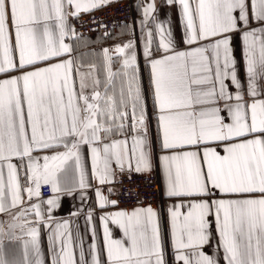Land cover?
I'll list each match as a JSON object with an SVG mask.
<instances>
[{
	"label": "snow or ice",
	"instance_id": "1",
	"mask_svg": "<svg viewBox=\"0 0 264 264\" xmlns=\"http://www.w3.org/2000/svg\"><path fill=\"white\" fill-rule=\"evenodd\" d=\"M112 2L0 0V213L11 216L7 234L23 240L24 247L22 261L5 258V221H0V264H44L39 226L52 228L50 213L59 207V197L24 206V195L29 201L40 197L42 184L60 192L61 173L65 183L71 179L81 190L93 187L86 178L83 145H92L93 176L103 186L116 183L117 170L121 175L150 172L156 140L163 153L158 159L167 178L166 195L187 201L169 208L176 259L220 264L221 257L203 251L214 218L216 251L222 247L226 264H264V0H167L181 6L185 50L177 49L171 28L156 21L155 0L146 2L141 25L155 22L159 37L153 49V29L144 33L147 88L129 39L103 50L108 74L102 95L96 90L101 81L93 75L95 65L82 70L73 44L65 41L80 39L69 16ZM252 22L261 26L251 28ZM234 33L243 38L246 86L233 54ZM114 57L121 63L119 73L111 71ZM114 75L123 77L118 99L109 93ZM60 147L65 150H56ZM38 151L53 154L34 155ZM70 160L78 172L72 178ZM66 191L71 195L73 189ZM86 195L82 192L81 199ZM95 195L101 208L118 203L102 187L95 188ZM42 204L48 205L47 217ZM101 219L107 264H166L160 218L153 208ZM87 220H92L91 211ZM110 220L126 240L110 238ZM68 224L56 222L48 237L52 264H77ZM30 246L35 260L28 258ZM90 249L91 264H101L96 245ZM79 264H86L83 247Z\"/></svg>",
	"mask_w": 264,
	"mask_h": 264
},
{
	"label": "crops",
	"instance_id": "2",
	"mask_svg": "<svg viewBox=\"0 0 264 264\" xmlns=\"http://www.w3.org/2000/svg\"><path fill=\"white\" fill-rule=\"evenodd\" d=\"M118 0H113V2ZM137 15H135V20L129 25H124L114 31L111 32V35H101V34H94V35H80V39H66V43L73 44L75 49L74 55L80 59L85 66L82 70H86L88 65H95L93 69V75L95 78L101 81L99 87L96 88L97 91H100L103 95L104 93V83L107 78L108 69L105 64V60L103 57V50L104 49H112L118 43H126L129 39L133 40L136 46V50L138 53V59L140 64V78L141 81L144 83L145 87L147 88L148 83V76H149V68L147 66L146 60L143 56V48L145 44L144 40V33L147 31L148 28H152L154 32L153 36V49L156 48L158 43L159 37L155 32V22H149L147 27H143L141 25V21L144 19L143 14V6L146 2H150V0H137ZM195 0H193V3ZM156 3V12L153 15L156 17L157 22H163L166 27L171 28L172 31V39L177 47L178 50H185L189 46L183 42V36L185 31V25L182 18L181 13V6L177 2L176 4H168L167 0H155ZM71 11V9H69ZM83 13V12H81ZM70 17H68L70 23ZM261 25H258L255 22H252L250 27L256 28ZM232 48L233 54L235 55L238 61V74L242 82H245L246 86V75H245V63L243 59V38L241 33H234L232 37ZM111 71L113 73H119L121 71V63L117 58H113V62L111 65ZM78 79V78H77ZM123 77L121 75H114L112 77L113 87L109 88V93H115L118 99L119 90L121 87V82ZM91 83V79L89 80ZM232 86L230 85V88ZM92 92V88H88L86 90V94H90ZM101 106L103 104L101 103ZM156 130V121L155 117L152 119V127L150 132L153 134ZM114 138H121V137H114ZM156 146L154 149L153 154V168L150 172L157 171L159 177L161 179V192H163V204H146L143 203L139 206H130V207H121L116 205H108L104 208H101L97 202V197L95 195V188L102 187V190L106 196L110 200H116L117 196V187L116 184H106L100 186L97 180L93 176L92 171V153L91 147L92 145H83L82 146V156L85 160V167H86V178L88 182L93 185V187L87 189H79L71 182V179L68 183H65L63 179V173L60 174V192H53L51 185L49 184L51 189V194L49 196L40 197L33 196L31 201L28 200L27 194L24 195V206H28L30 204L41 203L42 201H46L52 197H59V207L52 209L50 215L53 217V220L50 221L52 228H49L47 224H40V233H39V243H40V251L43 256L44 264H52V256L53 251L49 244L48 237L51 234V231L55 228L56 222H63L68 221V229L67 232L72 237V245H73V252L77 258V264H79V253L81 247L84 249L85 254V261L86 264H91V249L90 245L95 244L97 251L100 254L101 264H107V245L104 236V222L101 217L105 216L106 214L115 213L119 211H128L131 212L136 207H151L153 208L159 215L160 224H161V234H162V242L164 245L165 251V261L166 264H182L181 261L176 259V249L172 243V234H171V217L169 213V208L174 204H181L187 203L186 200H182L180 198H169L166 195V186H167V178L163 169L162 162L158 159L159 155L163 153L160 152L159 149V141L156 140ZM58 151H64L63 147L56 149ZM53 152L51 151H38L35 152L34 155H38L43 157L44 155H52ZM13 163L19 165V161L17 158H13ZM40 163H43L41 159ZM113 168H116V165H112ZM68 175L70 178L78 176V172L75 170L74 162L69 161L68 165ZM26 169L23 167L20 168V179L21 183H25L24 173ZM6 172V169H5ZM146 172V173H150ZM119 171L117 170V176ZM116 176V178H117ZM34 187V185H32ZM43 186V184H42ZM41 186V187H42ZM72 188V194L69 195L66 189ZM109 188L113 189L111 193H109ZM41 191V189H40ZM82 192H86L87 195L82 200L81 194ZM47 204H42V210L45 211L47 217ZM20 209H14L13 215L18 212ZM92 212V220H87L88 212ZM181 211H186V209H181ZM79 213L78 215H74V213ZM35 217H29V219H34ZM0 221H5L4 229H5V236L3 238L4 248L3 254L6 259L8 260H20L24 259V247H23V240L21 239H10L8 236V222H11V216L7 213H0ZM95 229V236L92 235V229ZM108 228L110 232V238L113 240H120L125 239L123 235V230L117 226L116 224L112 223L111 220L108 223ZM212 238L210 243L204 246L203 251L209 255H216L217 257H221L220 264H226V261L222 259L223 249L220 248L219 252L216 251L217 245L219 244V234L215 231V224L213 218V225H212ZM17 234H19V229L16 230ZM24 239H28V237H24ZM29 259L35 260V252L29 247Z\"/></svg>",
	"mask_w": 264,
	"mask_h": 264
},
{
	"label": "built area",
	"instance_id": "3",
	"mask_svg": "<svg viewBox=\"0 0 264 264\" xmlns=\"http://www.w3.org/2000/svg\"><path fill=\"white\" fill-rule=\"evenodd\" d=\"M137 0H118L107 6L83 12L79 17H70L78 34L94 35L111 33L112 31L131 24L137 15ZM117 205L121 207L139 206L146 204H163L161 179L157 171L150 173L125 172L116 178ZM51 194L50 186L41 187L43 197Z\"/></svg>",
	"mask_w": 264,
	"mask_h": 264
}]
</instances>
